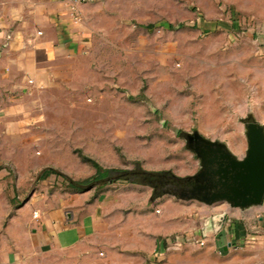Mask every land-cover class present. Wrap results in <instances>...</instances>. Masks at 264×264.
<instances>
[{
  "label": "rangeland",
  "instance_id": "rangeland-1",
  "mask_svg": "<svg viewBox=\"0 0 264 264\" xmlns=\"http://www.w3.org/2000/svg\"><path fill=\"white\" fill-rule=\"evenodd\" d=\"M67 8L75 48L48 67L47 86L15 99L16 144L0 149L8 199L102 195L89 243L98 264H236L209 245L235 219L229 205L181 200L152 178L121 175H196L201 163L185 137L195 132L246 155L245 122L264 126V0H70ZM94 165L116 170V182L94 181Z\"/></svg>",
  "mask_w": 264,
  "mask_h": 264
},
{
  "label": "crops",
  "instance_id": "crops-1",
  "mask_svg": "<svg viewBox=\"0 0 264 264\" xmlns=\"http://www.w3.org/2000/svg\"><path fill=\"white\" fill-rule=\"evenodd\" d=\"M69 1L0 0V149L16 144L11 134L19 127L15 99L20 91L47 86L48 67L75 48L67 26ZM102 197L33 198L17 206L0 184V264H98L90 242L102 223ZM234 212L235 219L210 247L230 251L236 264H264V205ZM163 244L156 240V253Z\"/></svg>",
  "mask_w": 264,
  "mask_h": 264
},
{
  "label": "water",
  "instance_id": "water-1",
  "mask_svg": "<svg viewBox=\"0 0 264 264\" xmlns=\"http://www.w3.org/2000/svg\"><path fill=\"white\" fill-rule=\"evenodd\" d=\"M245 123L248 148L243 158L234 155L226 144L208 140L195 132L185 137L187 147L201 163V169L196 175L179 178L143 171L127 172L121 177L128 179L141 175L146 180L156 178L154 184L160 186L165 194L208 206L227 204L241 210L263 206L264 126L255 120H247ZM107 182L112 183V180L101 184ZM224 250L227 251L228 247Z\"/></svg>",
  "mask_w": 264,
  "mask_h": 264
},
{
  "label": "trees",
  "instance_id": "trees-1",
  "mask_svg": "<svg viewBox=\"0 0 264 264\" xmlns=\"http://www.w3.org/2000/svg\"><path fill=\"white\" fill-rule=\"evenodd\" d=\"M94 166L96 168V175L93 178L94 181L103 183L104 181H107L110 179L112 180V183L116 182V178L113 177V173L117 172L116 170L104 169L98 165H94ZM143 178L145 179V176H143ZM83 184L85 183H81V182H71L70 183L71 187L76 190H83V186H84Z\"/></svg>",
  "mask_w": 264,
  "mask_h": 264
},
{
  "label": "flooded vegetation",
  "instance_id": "flooded-vegetation-1",
  "mask_svg": "<svg viewBox=\"0 0 264 264\" xmlns=\"http://www.w3.org/2000/svg\"><path fill=\"white\" fill-rule=\"evenodd\" d=\"M139 176H141V175H139ZM143 177V176H142ZM152 180H153V182L156 180V178L154 179V178H152ZM155 187H156V189L157 188H159V189H161V187L160 186H157V185H155ZM162 190V189H161Z\"/></svg>",
  "mask_w": 264,
  "mask_h": 264
}]
</instances>
